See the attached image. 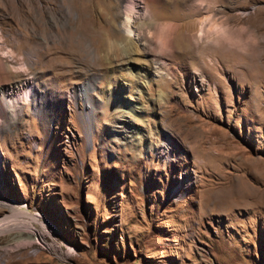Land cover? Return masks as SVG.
<instances>
[{"label":"rangeland","instance_id":"obj_1","mask_svg":"<svg viewBox=\"0 0 264 264\" xmlns=\"http://www.w3.org/2000/svg\"><path fill=\"white\" fill-rule=\"evenodd\" d=\"M127 1L0 0V264H264V0Z\"/></svg>","mask_w":264,"mask_h":264},{"label":"bare ground","instance_id":"obj_2","mask_svg":"<svg viewBox=\"0 0 264 264\" xmlns=\"http://www.w3.org/2000/svg\"><path fill=\"white\" fill-rule=\"evenodd\" d=\"M146 3H148V0H146ZM133 3L132 0H128L126 2V4L124 5L125 11H126V17H128V13L130 10L133 9ZM212 30L217 31L218 30V24H214L213 27H211ZM128 31L130 32V28L128 27ZM208 31V28H204V26L202 25L199 29V37L200 38H204L206 37V33ZM186 46H188V43L186 42ZM92 86L90 81H87L86 83H83V85H81L80 87H78V90L82 93L85 92V88ZM17 87V86H16ZM34 87H28L26 89V91H24V95H30V92H34L36 89ZM13 90V89H12ZM89 90V89H88ZM87 90V91H88ZM35 93V92H34ZM5 94V92H3V95ZM114 93L109 92L108 95L109 97L112 96ZM5 96V95H4ZM17 102V100H14ZM12 103V100L10 99H6L4 97V106L5 107H10ZM16 104V103H15ZM132 138V136H131ZM136 138V137H135ZM250 187L243 183V184H238V185H234L233 187V193L236 194V196L240 195V197H243L245 195H248L249 197L251 195H249L248 193L251 191ZM249 191V192H248ZM242 195V196H241ZM257 195V194H256ZM246 197V196H245ZM253 197V196H252ZM258 198V196L256 197ZM244 200V199H243ZM238 201V200H237ZM10 204H15L16 207H19V209H27V214L25 216H3L0 218V229L2 230V228L6 229L7 227H22V228H26L28 231H30L33 234V239H38V235L41 233H47L48 231V220H46L43 216V214L35 208H29L30 206L25 204V203H19V202H7ZM29 206V207H28ZM12 207V206H11ZM15 207V208H16ZM23 207V208H22ZM24 217L28 218L29 220L33 221L34 223L37 224V226H33L31 224H29L28 220H25ZM52 227V226H50ZM9 229V228H8ZM1 233V232H0ZM40 236V235H39Z\"/></svg>","mask_w":264,"mask_h":264}]
</instances>
